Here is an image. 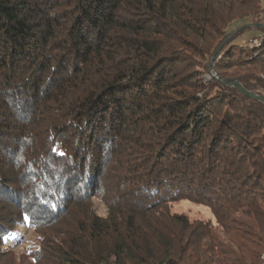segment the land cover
Listing matches in <instances>:
<instances>
[{
    "label": "trees",
    "instance_id": "trees-1",
    "mask_svg": "<svg viewBox=\"0 0 264 264\" xmlns=\"http://www.w3.org/2000/svg\"><path fill=\"white\" fill-rule=\"evenodd\" d=\"M263 17L260 0H0V264H260L264 103L201 74L258 68L238 78L262 95ZM26 228L38 245L17 254Z\"/></svg>",
    "mask_w": 264,
    "mask_h": 264
},
{
    "label": "rangeland",
    "instance_id": "rangeland-1",
    "mask_svg": "<svg viewBox=\"0 0 264 264\" xmlns=\"http://www.w3.org/2000/svg\"><path fill=\"white\" fill-rule=\"evenodd\" d=\"M260 2L261 5L264 7V0H260ZM263 23H264V17H263ZM260 34L261 33L256 30H252L248 33H241L234 39L233 42H238L239 44H246V43L253 44L255 42L254 37ZM206 63L207 65L201 74V78L204 84L208 85L212 81L223 82V80H226V79H222L218 71L215 70V67L213 65V58H211ZM258 71L259 69L255 67H246V68H235L232 70H226L225 73L228 77H233L230 79L237 80L240 83L238 76L258 75L259 74ZM260 92L262 93V96H264V91H260ZM262 133L264 135V130L261 131V134ZM91 201H92V207L98 215L101 216L106 215L107 207L106 204L101 199H99L98 197H92ZM169 210L172 213L185 215L189 221L209 222L217 230L219 238L226 239V236H224V234L221 233L220 231L221 227L219 226V223L216 221L213 212L208 206L189 200H180L172 203L169 207ZM230 215L232 218H235L236 220L251 221L250 219L247 218L245 214H243L241 208L237 211H234ZM263 218L264 217H262L261 221H263ZM233 226L237 228V225L233 224ZM230 233L232 234L236 233V235H238V230L233 229ZM38 242L39 239L37 233H35L30 228H26L23 231V233H21L19 241L15 244L13 250L17 254L26 253L28 249L36 247L38 245ZM261 244L263 248H260L259 260H260V264H264V239L262 240Z\"/></svg>",
    "mask_w": 264,
    "mask_h": 264
},
{
    "label": "water",
    "instance_id": "water-1",
    "mask_svg": "<svg viewBox=\"0 0 264 264\" xmlns=\"http://www.w3.org/2000/svg\"><path fill=\"white\" fill-rule=\"evenodd\" d=\"M222 45H220L221 47ZM219 47V48H220ZM219 48L217 49V51L219 50ZM213 58V57H212ZM223 82L225 84H229L231 86H234L236 87L237 89H239L242 93H244L245 95L249 96L250 98H254L256 100H259L261 102L264 103V96L262 95H257L251 91H247L237 80H232V79H226V80H223Z\"/></svg>",
    "mask_w": 264,
    "mask_h": 264
},
{
    "label": "snow or ice",
    "instance_id": "snow-or-ice-1",
    "mask_svg": "<svg viewBox=\"0 0 264 264\" xmlns=\"http://www.w3.org/2000/svg\"><path fill=\"white\" fill-rule=\"evenodd\" d=\"M25 219H27V217H25Z\"/></svg>",
    "mask_w": 264,
    "mask_h": 264
}]
</instances>
